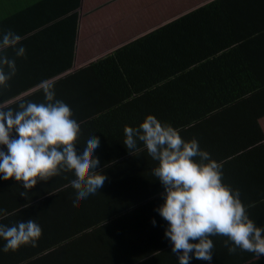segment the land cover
<instances>
[{"label":"crops","instance_id":"1","mask_svg":"<svg viewBox=\"0 0 264 264\" xmlns=\"http://www.w3.org/2000/svg\"><path fill=\"white\" fill-rule=\"evenodd\" d=\"M77 1L0 0V31L18 33L22 37L19 43L26 48V54L19 57L11 47L5 49L15 59L17 71L0 88V101L13 108L21 100L40 102L44 86L52 85L56 97L68 103L77 117L89 115L87 96L69 89L84 78L81 70L161 29L191 11H186L190 6L199 4L195 9L212 0H176L187 9L175 13L169 11L170 0H80L75 10ZM75 11L79 12L77 32L68 18ZM262 48L251 45L243 52H261ZM179 84L176 81V93L169 92L174 86L168 87L162 96L170 94L180 100L184 85ZM110 97L114 101L113 93ZM255 104L219 108L186 128L174 126L185 139L196 137L200 147L222 163L223 182L240 190L249 216L264 224V110ZM90 126L80 123L73 138L83 137ZM138 151L116 161L110 159L108 165L113 166H102L106 180L101 189L76 203L70 199L73 186L64 181L72 173L70 166L60 167L47 182L38 181L28 191L27 200L20 196L24 189L19 182L0 180V208L6 212L0 222L32 218L42 226L36 246L0 251V264H178L164 237L167 222L155 211L163 191L151 172L156 162L144 147ZM103 152L100 141L95 150L100 165L106 160ZM211 239L213 264H264V255L257 260L252 252L239 248L230 253L223 235ZM189 264L207 262L192 259Z\"/></svg>","mask_w":264,"mask_h":264},{"label":"clouds","instance_id":"2","mask_svg":"<svg viewBox=\"0 0 264 264\" xmlns=\"http://www.w3.org/2000/svg\"><path fill=\"white\" fill-rule=\"evenodd\" d=\"M21 39L11 29L0 31V88L17 71L15 59L5 49L11 47L16 56H24ZM43 93V101L21 100L15 108L0 101V180L19 182L24 189L20 196L27 200L38 181L47 182L60 167L70 166V199L76 203L95 194L106 180L95 154L100 137L90 130L75 144L80 121L71 106L56 97L52 85H45ZM123 132L122 143L130 154L140 141L156 162L151 172L163 191L155 211L167 222L164 237L178 264H189L192 259L213 264L214 235L226 237L230 253L239 248L252 252L257 260L264 255V224L249 216L240 190L223 182L222 163L200 147L196 137L185 139L179 128L151 113L137 126L125 125ZM4 215L5 209L0 208V220ZM41 234L42 226L32 218L0 222V251L36 246Z\"/></svg>","mask_w":264,"mask_h":264},{"label":"trees","instance_id":"3","mask_svg":"<svg viewBox=\"0 0 264 264\" xmlns=\"http://www.w3.org/2000/svg\"><path fill=\"white\" fill-rule=\"evenodd\" d=\"M68 18L77 32L79 12ZM257 44L263 51L243 52ZM263 45L264 0H212L81 70L84 78L69 89L89 100V115L77 118L100 137L106 157L101 166L132 156L122 143L123 126H137L146 114L186 128L207 113L243 102L264 110ZM176 81L184 85L183 97L162 96L164 88L177 92ZM141 147L138 141L135 150Z\"/></svg>","mask_w":264,"mask_h":264},{"label":"rangeland","instance_id":"4","mask_svg":"<svg viewBox=\"0 0 264 264\" xmlns=\"http://www.w3.org/2000/svg\"><path fill=\"white\" fill-rule=\"evenodd\" d=\"M198 5L199 4L194 5V6H190L189 9H187V8H184L183 7V4L182 3H177L176 0H170V3H169V11H170V13H175V10H176V12H180V11L183 10V8H184V10L187 9L186 11H188V10H191L194 7L198 6ZM184 12L185 11H183V13ZM179 15H181V14H179ZM176 16L178 17V15H176Z\"/></svg>","mask_w":264,"mask_h":264}]
</instances>
